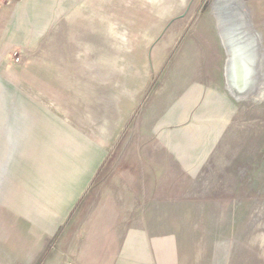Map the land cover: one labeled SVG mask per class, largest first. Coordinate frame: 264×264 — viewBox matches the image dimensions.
Instances as JSON below:
<instances>
[{"label": "rangeland", "instance_id": "374dc122", "mask_svg": "<svg viewBox=\"0 0 264 264\" xmlns=\"http://www.w3.org/2000/svg\"><path fill=\"white\" fill-rule=\"evenodd\" d=\"M213 1L57 0L42 11L36 0H0V39L10 37L0 47V176L24 158L29 166L16 171L34 194L9 203L19 205L25 222L17 235L23 242L9 243L12 264H79L82 232L109 226L117 206L122 227L136 216L141 230L167 227L170 240L184 239L190 263L199 246L208 258L207 245L216 241L221 247L232 240L238 257L244 229L264 202V60L249 87L239 74L248 64L244 48L235 93L228 92ZM259 1L243 3L264 47ZM37 20L47 22L43 35L17 44L16 29L27 33ZM39 65L67 74L51 97L50 122H41L39 136L18 142L8 138L16 122L1 118L17 109L16 93L5 84ZM250 89L260 99L248 97ZM87 143L98 159L52 230L49 217L60 211L55 179L69 174L59 164L79 159ZM7 146L14 154H5Z\"/></svg>", "mask_w": 264, "mask_h": 264}, {"label": "crops", "instance_id": "0c3cea01", "mask_svg": "<svg viewBox=\"0 0 264 264\" xmlns=\"http://www.w3.org/2000/svg\"><path fill=\"white\" fill-rule=\"evenodd\" d=\"M56 2L57 0H36L38 9L42 11L45 9V6L49 8L50 4L49 10L54 9ZM259 3L263 5L262 7L264 9V0L259 1ZM37 21L32 25L30 31L27 32L29 34L28 37V34L22 26L16 29L17 31L15 30L16 32L14 34H16L17 39L14 40L17 44L35 42L43 35L47 22L46 20ZM260 35L262 37L261 33ZM8 40L2 41L0 39V47L4 44L8 45ZM263 60L264 57H261L259 63L261 64ZM66 74L65 69L62 70L53 66L39 65L24 69L19 74L16 83L11 84L7 82L5 84L6 91L8 92L10 89L12 97L16 93L14 96L17 106L16 111L6 109L7 113H3L1 116L2 119H6L12 123L16 122L17 128L14 130L11 129L10 133L12 135L8 136V138H16L19 142L21 139L39 136V133H41V122L44 120H49L50 122L52 115L55 113V110L51 107L54 106L51 104L53 101L51 97H54L57 90L62 89L63 78L61 76ZM44 91L46 95L43 99L42 93ZM51 92L52 94L50 96ZM228 92L230 91L228 90ZM9 100L5 99L2 102L5 104L4 106L10 104L11 100L10 102ZM55 134H51L50 132L52 136H55ZM18 142L19 147L22 143L19 144ZM85 147V151H79V159H72L73 161L69 166L62 165L64 163L59 164L63 169H61L62 171L69 169V174H63L64 176L61 175L55 179L54 203L58 204L60 211H53L51 217H49L48 226L52 230L65 217L67 208L72 205L79 191L84 186L88 173L92 169L94 162L97 161L98 154H100L98 150H93V147H90L88 143ZM18 150L20 151V149ZM19 151L17 153H22ZM5 154L8 156L9 154H14V152L9 150L7 146ZM16 162V164H12L11 169L9 166L4 168L3 173L5 174L0 176V264H12L9 255V243L12 240L15 239L14 242L16 244L23 242L17 235L20 230L19 224L21 222L22 224L25 223L24 217L20 214L18 204L10 207L9 203L13 205L15 203V199L13 198L17 195L23 198L25 191L34 196L31 190L25 189V187H28L26 181L23 178L19 181L21 175L17 172L18 170H24V164L29 166L30 163L28 161L25 162L24 158ZM31 166L34 167V164L32 163ZM16 183L17 186L15 187L14 185ZM21 184L24 185L21 186ZM16 199L18 202L19 199ZM254 213L257 217L255 219L252 218L254 220L248 223L244 229L245 237L242 238L240 249L238 248L239 250H236V252L238 251L240 253H238V257L235 260L233 255V241L228 240V243L226 242L224 246L222 245L223 247H220L218 241L208 243V258L205 255L201 258V254H198V252L205 250L199 246L197 253L192 257V263H190L185 258L184 252L186 249L184 239L181 240L180 237H177L175 241L174 239L170 240L167 237V227L165 229L160 227L159 231L156 229L153 230L151 227H146L143 228L144 233L143 229L141 230L136 225V216L129 217L128 227H122L120 226L122 222L120 208L117 206L116 214L113 213L109 220V226H99L98 224L94 227L87 226L86 232H82L81 243L77 250L79 252L77 255L79 264H264V202H262V205H257V210ZM9 219L15 220L12 229V232H15V236H17L15 238H10ZM100 221V224L105 223L103 217H100ZM85 236H87L86 241L83 242ZM174 251L176 252L175 254H170V252Z\"/></svg>", "mask_w": 264, "mask_h": 264}, {"label": "bare ground", "instance_id": "6f19581e", "mask_svg": "<svg viewBox=\"0 0 264 264\" xmlns=\"http://www.w3.org/2000/svg\"><path fill=\"white\" fill-rule=\"evenodd\" d=\"M213 16L216 20L217 30L221 38L223 47L226 51L225 75L227 80V89L234 95L233 78L240 71L236 65V59L232 53V45L239 42L245 48V60L248 64L239 72L240 76L245 74L248 79L249 87L260 69V59L264 57V49L260 44V33L254 28L248 12L244 9L243 0H214L212 4ZM262 41V40H261ZM239 70V71H238ZM242 70V69H241ZM243 78V77H242ZM248 86V85H247ZM241 90V89H240ZM247 96L251 99H260L257 91L250 89Z\"/></svg>", "mask_w": 264, "mask_h": 264}, {"label": "water", "instance_id": "95a60500", "mask_svg": "<svg viewBox=\"0 0 264 264\" xmlns=\"http://www.w3.org/2000/svg\"><path fill=\"white\" fill-rule=\"evenodd\" d=\"M232 53L234 55V59H236V64L238 63L239 59L243 56L244 54V47L241 45L239 42H234L232 45Z\"/></svg>", "mask_w": 264, "mask_h": 264}, {"label": "built area", "instance_id": "2783aa9c", "mask_svg": "<svg viewBox=\"0 0 264 264\" xmlns=\"http://www.w3.org/2000/svg\"><path fill=\"white\" fill-rule=\"evenodd\" d=\"M15 57H16V58H15V62H16V63H19V62H20V59H21V55L16 54Z\"/></svg>", "mask_w": 264, "mask_h": 264}]
</instances>
